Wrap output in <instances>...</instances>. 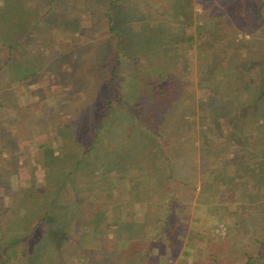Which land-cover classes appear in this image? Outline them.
I'll list each match as a JSON object with an SVG mask.
<instances>
[{
    "label": "trees",
    "instance_id": "trees-1",
    "mask_svg": "<svg viewBox=\"0 0 264 264\" xmlns=\"http://www.w3.org/2000/svg\"><path fill=\"white\" fill-rule=\"evenodd\" d=\"M133 1L0 0V186H2V175L18 166L15 164L20 160L16 153L19 141L23 138L21 130L12 132L13 127L16 123H20L22 128H28L26 116L34 104L31 101L22 105L13 84L15 81L22 82L21 78L26 70L32 74L33 81L42 74L39 68L28 69L27 65L37 64L45 59L50 60L54 69L53 76L67 75L66 79L71 81L72 86L79 84L82 87L89 84V79L94 76L99 82L96 86L102 89V93L99 94L89 93L84 104L76 108L79 114L85 115L89 112L86 131H78V121L73 120L79 118L78 113L70 121L57 125L60 134H69L67 140L72 146L62 147L65 161L63 166L67 167L60 179L48 180L47 190H53L54 195L42 200L43 191L39 188L35 191L25 190L22 204L27 212L21 216L18 229L12 231L8 240L5 237V229L12 228L14 221L12 219L5 221V218L0 217V264H51L55 258L47 261L48 258L46 260L43 256L46 252L45 248L49 249L53 246L59 250L61 259L58 264H73L76 259L82 258L84 259L82 264H114L118 251H111L110 246L107 250L93 252V250L90 251L91 249L88 251L80 243L81 241L77 242V245L70 242L76 235V228L72 227L71 221L81 222L82 220L83 222L95 212V207L93 208V203L89 199L87 202L90 206L82 208L84 203L82 192L85 190L95 194L96 191L92 188L86 189L85 185L79 189L76 177L81 172L82 175L88 174V171H85V164L90 153L99 151V159L106 157L109 163H115L117 166L121 163L118 160L120 151L125 149L128 152H134L138 141H143L145 146L146 162L152 160L155 162L147 165L149 174H160L157 175L160 179L166 177V172L169 178L175 174L173 160L170 162L169 155L166 156L170 148L164 147L161 141H155V132H152L154 137L150 132L145 134V129L139 130L130 120L132 116L141 117L139 112L141 107L144 111L153 113V119L160 128L167 123L173 124L175 118L179 120L177 122L181 125L166 129V137L174 146L180 141L181 146L182 141L188 142L192 138L193 131L197 129L198 122H201L198 132L204 141L210 144L217 131L221 129L220 119L227 118L228 122L225 120L224 123L227 127L224 132L226 142L228 139L231 142V138H234L236 141L234 147L238 146L247 151L245 138H250L252 135L245 130V119L255 130L264 128V57L255 56L257 53L252 50L255 47L252 43L254 41L245 37L237 38L238 28H242L240 26L244 21L259 23L258 26L264 27V0H258L259 5L254 13H250L244 6L231 0H225L222 6L217 5L213 0H204L205 3L200 12L195 9L199 0H173V10L170 13V16H173L172 25H168L165 21L164 13H167L165 9H162L163 18H144L139 32L127 24L134 9ZM35 4L45 6V11L40 12ZM81 4L87 5L93 22H104L109 32L107 37H97L89 41L90 49H94L93 58L96 59L97 74L87 64L89 59L86 55L79 58L75 54L78 49L83 48L82 45L74 43L59 56L56 55L52 46L55 32L69 31L73 42L77 41L78 35L85 36L87 28L82 25V15L74 13ZM154 13L159 14L160 9L154 8ZM223 13L229 15L226 21L212 25ZM194 14L195 17H193ZM250 17L252 20L249 19ZM182 45L186 47H181ZM74 56L77 57L73 58ZM82 59L85 62L83 64H81ZM76 61H79L78 66L80 65L82 70H77L78 67L75 69ZM125 61L132 63L138 71L143 70L142 75L133 80L134 91L138 93L134 96L130 93L132 89L124 91L119 84L121 81H119L118 70ZM87 65L88 68L84 71ZM69 66L71 71L68 69ZM171 66L174 69L173 73H171ZM233 66H237L238 70L232 73ZM63 67L67 69L64 70ZM246 71L248 73H245ZM231 74L238 79L233 92L225 89ZM243 90L251 97L239 103L235 101V94ZM127 93L133 99L127 98ZM118 112L123 115L125 122L126 120L130 122L124 127L122 121L128 134L119 133V131L122 132V126L118 123L120 119ZM4 114L10 116L11 127L3 126L1 118ZM260 119L263 123H259ZM26 132L30 133L29 129ZM105 132H111L114 137L121 135L123 140L121 146L114 142L109 150L106 149L102 153L99 145L102 143ZM182 147L185 148V146ZM6 150L7 153H5ZM213 153L210 147L202 149L200 164L202 179L204 180L207 175L210 178L207 184L209 190H213L220 199L227 201L228 186L233 184V192H239L241 199L247 198L248 202L264 203V157H259L260 161L255 165L256 167L254 166L255 168L238 158L237 161H240L238 169L242 171H235L233 175L234 173L229 172V165L235 167L236 161H233V158L222 160L220 164L222 167L216 172V162L212 161ZM159 155L165 157L162 163L158 161ZM167 160L168 166L164 167ZM47 162L53 168L50 157H47ZM123 166L129 169L139 165L135 160H129L124 161ZM55 171L56 168L52 169L51 173ZM250 173L260 177L258 183L250 184L252 177L247 178V174ZM183 183L186 187L189 185L188 181ZM68 185L73 191L76 189L79 191L74 196V205H70L68 210H62L60 208H64L65 204L62 196ZM251 185L254 186L253 190H250ZM104 186L107 197H116L114 187L108 185L107 179L104 181ZM155 190L160 191V189ZM186 190L183 195L187 194ZM147 192L150 193L151 189ZM56 202L61 206L60 208H55ZM172 204L174 201L170 206ZM16 209L17 206L14 205L7 211L12 213ZM31 209L32 216L29 215ZM240 209L242 210V207ZM172 211L173 208L170 207L169 212L172 213ZM100 212H95V219H100V215L103 214ZM243 214V221H245L248 215ZM166 220L168 222V218ZM141 225L147 226L148 229L147 222ZM106 227H110V224L107 223ZM102 230L104 232V228ZM157 236L159 237V233ZM157 236L148 237V239L144 236L146 246L144 249L135 251V259L128 264H159L162 246ZM129 239L131 243L135 240L132 236ZM74 245L75 249L72 253L74 259L70 263L67 262L66 255L70 246L74 247ZM157 246L158 252L154 253L153 249ZM19 252L20 257H18Z\"/></svg>",
    "mask_w": 264,
    "mask_h": 264
},
{
    "label": "rangeland",
    "instance_id": "rangeland-1",
    "mask_svg": "<svg viewBox=\"0 0 264 264\" xmlns=\"http://www.w3.org/2000/svg\"><path fill=\"white\" fill-rule=\"evenodd\" d=\"M172 1L134 0V9L130 14L127 24L139 32L142 29L144 18H163L161 10L165 9L167 14L164 13V19L168 25H172L173 16H170L173 10ZM213 1L221 6L225 2V0H222V2L221 0ZM231 1L241 4L250 13H254L259 5L258 0ZM204 3V0H199L196 3L195 9H197V12L201 11ZM37 5L35 7L40 12L45 11V6ZM154 8L160 9V13H154ZM74 13L82 15V25L87 28L85 36L80 37L78 35L77 41L73 42L74 40L71 38L69 31L64 33L55 32L52 45L53 50L59 56L68 47H72L74 43L82 45L83 48L81 50L78 49L75 54L79 58L83 57L82 55H86L89 59L87 64L97 74V63L96 59L93 58L94 49H90L89 41L97 37H107L109 33L108 28L104 22H93L89 15L88 7L85 4H81L78 10H74ZM228 16L227 13H223L222 16L219 15L216 22H213L212 25L223 23ZM193 17H195V14ZM249 19L252 20L251 17ZM258 24L242 22V26H240L242 28H238L237 38L245 37L250 41H254L252 43L255 44V47L252 50L257 53H254L255 56L264 57V27H260ZM181 47H186V45H182ZM75 57L77 56L73 58ZM81 62V64L85 63L83 59ZM150 62L154 64L152 61ZM78 64L79 61H76L74 64L76 65L75 69L78 67L79 69L77 70H82V67L80 65L79 67ZM88 65L85 66L84 71H86ZM27 67L28 69L32 67L34 69L39 68L42 74L38 76L36 81H33L32 74L29 73V70H26L27 72L25 71L21 78L22 82L18 83V81H15L13 84L22 105L31 101L34 104L26 116L28 128H22L20 123H16L13 127L14 130L12 132L16 133L17 130H21L20 133L23 138V140L19 141V148L16 153L20 157V160L15 164L18 166L2 175L1 179L0 217L5 218V221L11 219L14 221L13 229H5L6 239L11 237L13 230L16 231L18 229L21 216L27 212L26 207L22 204V196L25 190L35 191L39 188L43 191L42 200L50 198L54 193L53 190H47L48 180L57 181L60 179L62 172L67 167L63 166L65 161L62 147L69 146L70 148L72 144H69L67 140L69 139V134H60L57 130V125L73 119L78 113L77 106L81 107L84 104L89 93H102V89L96 86L99 82L96 81L94 76L89 79V84H85L83 87L79 84L72 86L71 81L66 79L67 75L64 77H62L63 75L53 76L54 69L51 66L50 60H41L39 63L29 64ZM134 68L132 63L125 61L118 70L119 81H121L119 84L123 87L124 91L132 89L133 93H130L133 96L138 94L136 90L134 91L133 80L143 73L142 69L138 71L137 68ZM66 69L65 67L64 70ZM68 69L71 71L70 66ZM231 70L233 73L235 70H238V67L233 66ZM173 72L174 69L172 67L171 73ZM245 73H248V71ZM234 76V74H231L228 77V84L225 89L229 92L234 91V86L238 80ZM128 94H126L127 98L131 99L132 96L130 94L128 96ZM235 95V101L239 103L245 102L251 97L244 90ZM139 112H141V117L136 118L132 116L130 120L137 125L139 130L145 129V134L150 132L152 137H154L152 132H155V141H161L164 147L170 148L166 152V156L168 157L169 155L170 162L173 160L175 174L169 178L168 172H166V177L163 175L164 178L162 179L157 176L160 174H149L147 165L149 163L154 164L155 162L154 160L146 162L143 141H138L134 152L122 149L120 151V158L118 159L121 163L117 164V166L115 163H109L106 157L99 159V151L90 153L87 156V163L85 164V171H88V174L82 175L81 172L76 177V184L79 189H82L85 185L86 189L92 188L96 191L95 194H90L85 190L82 192L84 195L82 208L87 205L90 206V203L88 204L87 202L89 199L93 203V208L95 207V212H100L99 210H101L100 213H103V216L100 215L102 218L95 219V212H93L83 222L82 220L81 222L71 221L72 227L76 228V235L70 241L71 244L74 242L77 245V242L81 241L80 243L87 250L91 249L90 251L93 250V252L107 250L110 246L111 251H118L114 264H128L129 261L135 259V251L144 249L146 246L144 236L148 239V237L152 238L159 233V237H157L161 240L160 245L162 246L160 247L162 256L159 264H264V203L248 202L249 199L247 198L241 199L239 192H233V184L228 186L227 201H223L216 192L207 188L208 179L210 178L207 175L204 182L201 175L202 171H200L202 149L209 147L214 152L212 161L216 162V172L220 171L222 167L220 164L226 158H233V161H236L235 167L229 165V172L234 173L233 175L237 171H242L238 169V163L240 162L237 161L238 158L255 168V165L260 161L259 157H264V128L260 127L259 130H255L251 123L249 121L246 122L245 119V130L252 135L250 138H245V143L248 146V150L246 151L241 147H234L236 145L234 138H231V142H229V139L226 142L227 138L224 136V132L227 127L224 123L225 120L227 121V118L220 119L221 129L217 131L216 136L210 144H207L198 132L201 123L198 122L197 129L192 133V138L188 142L182 141V146H185L183 148L181 141L177 142L174 146L171 140L166 137V129L171 126L176 127L181 125L180 122H177L179 121L177 118L173 120V124L167 123V125L160 128L156 120L153 119L154 115L151 111L148 113L141 107ZM5 114L1 118L3 119L2 124L5 127H11V118ZM88 114L89 112L85 115L78 113L79 118L73 119L78 121V131L87 130L88 123L86 120L89 119L87 117ZM118 114L120 115V112ZM225 116L227 117V115ZM118 123H121L120 125L122 126V132L119 131V133L128 134L124 127L127 123H130L129 120L125 122L121 114ZM259 123H263L261 119ZM27 129H29L30 133L26 132ZM104 134L102 143L99 145L102 153L106 149L109 150L114 142H117L121 146L123 142L121 135L120 137H114L111 132H105ZM6 148L9 149L8 146ZM184 150H186L185 157L183 156ZM5 153H7V150ZM47 157L52 159L53 168L49 166ZM164 158L159 155L158 161L162 163ZM129 160H135L139 166L129 167V169L124 168V161ZM168 163L167 160V164L164 163V167H167ZM218 166L220 167L218 168ZM54 168H56V171L51 173V170ZM251 177L250 184L259 182L260 177L258 175L247 174V178L250 179ZM81 179L83 180V184ZM106 179L108 180V185L114 187L116 197L110 198L106 196V188L104 186ZM184 181H188L189 185L187 187L184 185ZM251 186L250 190H253L254 186ZM183 187L187 189L185 191L187 194L185 195H183L185 190ZM148 189H151L150 193L147 192ZM155 189H160V191L157 192ZM78 191V189L73 191L68 185L65 194L62 196L65 202L64 208H60L61 206L57 202L55 208L59 207L62 210H68L70 205H74V196ZM171 200L172 202L174 201V204L170 206ZM14 205L17 206V209L9 213L7 209L13 208ZM115 205H117L116 208ZM170 207L173 208L172 213L169 212ZM240 207H242V210ZM243 213L248 215V219L245 221H243ZM29 215H33L32 209ZM166 218H168V222ZM144 222L148 223V229L147 226L141 225ZM107 223L110 224V227H106ZM131 236L135 238L132 243L129 239ZM75 245L69 248L70 250L66 255L67 262L71 263L72 259H74L72 253L74 252ZM158 248V246L154 247V253L158 252ZM47 249L45 248L46 252L43 257L45 259L48 258V260L46 259L47 261L55 258L51 264H58L59 259H61L59 257V250L55 246ZM20 256L19 252L18 257ZM83 261V258L76 259L73 264H82Z\"/></svg>",
    "mask_w": 264,
    "mask_h": 264
}]
</instances>
